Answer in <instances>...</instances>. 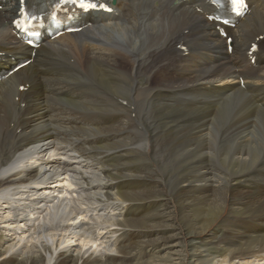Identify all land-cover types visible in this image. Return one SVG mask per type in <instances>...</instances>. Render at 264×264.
I'll return each instance as SVG.
<instances>
[{
    "label": "bare ground",
    "instance_id": "bare-ground-1",
    "mask_svg": "<svg viewBox=\"0 0 264 264\" xmlns=\"http://www.w3.org/2000/svg\"><path fill=\"white\" fill-rule=\"evenodd\" d=\"M252 3L229 54L200 0H119L125 22L47 40L0 83V264H264ZM18 10L0 52L26 55Z\"/></svg>",
    "mask_w": 264,
    "mask_h": 264
},
{
    "label": "snow or ice",
    "instance_id": "snow-or-ice-1",
    "mask_svg": "<svg viewBox=\"0 0 264 264\" xmlns=\"http://www.w3.org/2000/svg\"><path fill=\"white\" fill-rule=\"evenodd\" d=\"M72 3H76L77 0H71ZM232 3L236 5L237 7L242 6L243 0H232ZM79 7L81 9H90V8H96L97 5L94 3L86 2V0H79ZM100 7H103V5H100Z\"/></svg>",
    "mask_w": 264,
    "mask_h": 264
},
{
    "label": "rangeland",
    "instance_id": "rangeland-1",
    "mask_svg": "<svg viewBox=\"0 0 264 264\" xmlns=\"http://www.w3.org/2000/svg\"><path fill=\"white\" fill-rule=\"evenodd\" d=\"M110 24H118L117 22H115V21H112V22H108V24H106V25H110ZM91 43L93 44V46L94 47H98V46H105V44H101L100 42H98V41H91ZM153 84V83H152ZM221 169H222V167H221ZM101 241V240H100ZM99 241V242H100ZM97 242H98V240H97ZM216 251V249H213V252H215ZM217 253V252H216Z\"/></svg>",
    "mask_w": 264,
    "mask_h": 264
}]
</instances>
